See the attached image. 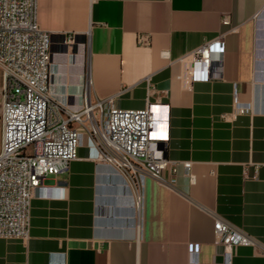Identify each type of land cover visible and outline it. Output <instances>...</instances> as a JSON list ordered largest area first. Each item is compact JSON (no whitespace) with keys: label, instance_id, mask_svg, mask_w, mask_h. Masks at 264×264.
I'll return each instance as SVG.
<instances>
[{"label":"crops","instance_id":"crops-1","mask_svg":"<svg viewBox=\"0 0 264 264\" xmlns=\"http://www.w3.org/2000/svg\"><path fill=\"white\" fill-rule=\"evenodd\" d=\"M37 20L51 33L59 104L80 109L88 88L92 101L116 95L121 108L168 105L160 144L176 167L163 176L175 182L147 178L137 210L121 177L83 145L67 172L44 178L29 237L0 238V264H223L212 215L264 245V0H38ZM221 35L211 79L185 85L180 59ZM235 84L251 114H233ZM230 264L264 255L239 246Z\"/></svg>","mask_w":264,"mask_h":264},{"label":"built area","instance_id":"built-area-1","mask_svg":"<svg viewBox=\"0 0 264 264\" xmlns=\"http://www.w3.org/2000/svg\"><path fill=\"white\" fill-rule=\"evenodd\" d=\"M38 0H0V238L29 237L32 199L48 175H60L78 159L83 145L97 164L111 167L132 195L140 210L144 183L151 178L174 188L163 171L175 163L163 155L161 141L168 138L163 111L168 105L150 102L139 109L115 105V96L90 99L88 88L82 107L70 109L55 101L49 92L51 33L37 20ZM227 23V18H223ZM72 33L63 34L69 43ZM223 35L206 41L183 56L179 79L185 85L209 80L222 57ZM147 88H153L146 77ZM123 89L119 96L123 95ZM233 114H251V104L239 100L233 90ZM183 167L191 183V162ZM213 217L214 242L222 246L223 264H230L239 246H249L264 255V245L218 215ZM196 251L191 246L190 252Z\"/></svg>","mask_w":264,"mask_h":264},{"label":"rangeland","instance_id":"rangeland-1","mask_svg":"<svg viewBox=\"0 0 264 264\" xmlns=\"http://www.w3.org/2000/svg\"><path fill=\"white\" fill-rule=\"evenodd\" d=\"M0 73H1V69H0ZM0 104H1V95H0Z\"/></svg>","mask_w":264,"mask_h":264}]
</instances>
